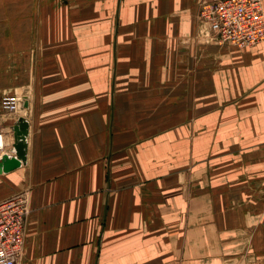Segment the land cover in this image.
I'll use <instances>...</instances> for the list:
<instances>
[{
	"label": "crops",
	"instance_id": "1",
	"mask_svg": "<svg viewBox=\"0 0 264 264\" xmlns=\"http://www.w3.org/2000/svg\"><path fill=\"white\" fill-rule=\"evenodd\" d=\"M201 1L0 0L19 264H264V42L203 40Z\"/></svg>",
	"mask_w": 264,
	"mask_h": 264
},
{
	"label": "built area",
	"instance_id": "2",
	"mask_svg": "<svg viewBox=\"0 0 264 264\" xmlns=\"http://www.w3.org/2000/svg\"><path fill=\"white\" fill-rule=\"evenodd\" d=\"M264 0H202L198 21L206 27L208 42L248 48L264 42ZM20 94L4 96L1 109L20 113ZM0 131V151L4 149ZM6 151V150H5ZM0 152V155L3 154ZM28 198L16 193L0 201V264H19L26 252Z\"/></svg>",
	"mask_w": 264,
	"mask_h": 264
},
{
	"label": "water",
	"instance_id": "3",
	"mask_svg": "<svg viewBox=\"0 0 264 264\" xmlns=\"http://www.w3.org/2000/svg\"><path fill=\"white\" fill-rule=\"evenodd\" d=\"M28 98L22 96L19 103L20 111H28ZM14 142L11 148L0 155V173L10 172L22 166L27 160L29 122L25 116H20L13 126Z\"/></svg>",
	"mask_w": 264,
	"mask_h": 264
},
{
	"label": "rangeland",
	"instance_id": "4",
	"mask_svg": "<svg viewBox=\"0 0 264 264\" xmlns=\"http://www.w3.org/2000/svg\"><path fill=\"white\" fill-rule=\"evenodd\" d=\"M202 21L200 20L199 21V24H201L200 25V33H199V35L200 36H202V38H203V40L206 38V36H205V28L203 27L204 26V24H202L201 23ZM220 43V42H219ZM223 45H227L226 43H222ZM228 46H233V45H230V44H228ZM235 47V46H234ZM238 48V47H237ZM6 114H7V116H12V115H14L13 113H10V112H6V111H4Z\"/></svg>",
	"mask_w": 264,
	"mask_h": 264
},
{
	"label": "bare ground",
	"instance_id": "5",
	"mask_svg": "<svg viewBox=\"0 0 264 264\" xmlns=\"http://www.w3.org/2000/svg\"><path fill=\"white\" fill-rule=\"evenodd\" d=\"M2 102H3V99H2ZM5 151V150H4Z\"/></svg>",
	"mask_w": 264,
	"mask_h": 264
}]
</instances>
